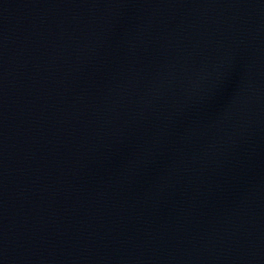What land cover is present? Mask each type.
Returning <instances> with one entry per match:
<instances>
[{"label":"water","instance_id":"water-1","mask_svg":"<svg viewBox=\"0 0 264 264\" xmlns=\"http://www.w3.org/2000/svg\"><path fill=\"white\" fill-rule=\"evenodd\" d=\"M0 264H264V0H0Z\"/></svg>","mask_w":264,"mask_h":264}]
</instances>
